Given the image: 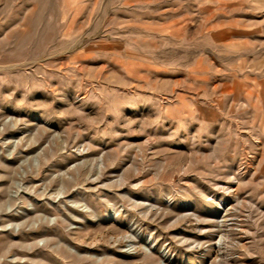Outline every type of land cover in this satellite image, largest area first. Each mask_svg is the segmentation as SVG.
I'll return each instance as SVG.
<instances>
[{"label":"rangeland","instance_id":"rangeland-1","mask_svg":"<svg viewBox=\"0 0 264 264\" xmlns=\"http://www.w3.org/2000/svg\"><path fill=\"white\" fill-rule=\"evenodd\" d=\"M0 264H264V0H0Z\"/></svg>","mask_w":264,"mask_h":264},{"label":"bare ground","instance_id":"bare-ground-1","mask_svg":"<svg viewBox=\"0 0 264 264\" xmlns=\"http://www.w3.org/2000/svg\"><path fill=\"white\" fill-rule=\"evenodd\" d=\"M102 164V163H101ZM101 167V166H100Z\"/></svg>","mask_w":264,"mask_h":264}]
</instances>
